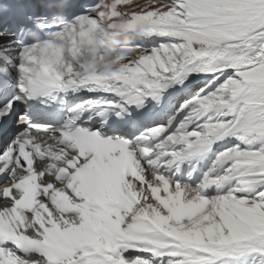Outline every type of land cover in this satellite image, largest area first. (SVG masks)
I'll return each instance as SVG.
<instances>
[{"label": "snow or ice", "instance_id": "obj_1", "mask_svg": "<svg viewBox=\"0 0 264 264\" xmlns=\"http://www.w3.org/2000/svg\"><path fill=\"white\" fill-rule=\"evenodd\" d=\"M0 264H264V0H0Z\"/></svg>", "mask_w": 264, "mask_h": 264}]
</instances>
